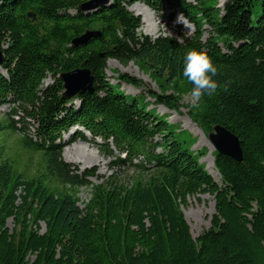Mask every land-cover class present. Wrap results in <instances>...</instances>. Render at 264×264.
<instances>
[{"label": "trees", "instance_id": "1", "mask_svg": "<svg viewBox=\"0 0 264 264\" xmlns=\"http://www.w3.org/2000/svg\"><path fill=\"white\" fill-rule=\"evenodd\" d=\"M88 1L0 3V106L18 105L32 120L33 135L21 129V145L39 155L29 178L0 144V264H264V0H228L222 9L213 0H109L83 12ZM136 2L178 9L196 32L182 42L141 35L128 8ZM87 31L101 36L74 47ZM193 48L207 51L219 85L198 102L195 118L208 133L216 125L231 131L243 153L237 161L214 151L221 183L200 162L207 150H192L196 138L187 131L181 142L147 95L172 109L176 100L126 94L122 82L142 88V81L121 75L113 84L106 75L110 59L134 61L163 86L182 82L190 90L183 68ZM77 69L91 72L94 91L67 99L60 75ZM48 77L54 82L44 86ZM75 126L101 139L110 156L114 145L125 155L114 164H131L139 178L129 184L113 174L94 184L92 174L75 173L61 144ZM18 131L14 119L0 122V140ZM84 187L91 199L81 208L76 192ZM202 194L215 197V214L194 238L181 208Z\"/></svg>", "mask_w": 264, "mask_h": 264}, {"label": "rangeland", "instance_id": "2", "mask_svg": "<svg viewBox=\"0 0 264 264\" xmlns=\"http://www.w3.org/2000/svg\"><path fill=\"white\" fill-rule=\"evenodd\" d=\"M189 3L197 4V0H186ZM209 1V0H208ZM211 1V0H210ZM217 8L222 9L228 0H213ZM129 10L140 19L139 34L149 36L156 39L160 36H170L182 42V36L189 37L196 32L197 27L190 22L192 28L186 30L181 24H174L180 10L170 7H165L163 11L157 12L149 7L145 2H136L128 6ZM185 17V16H184ZM186 18V17H185ZM207 29V27H206ZM208 34L204 36L207 38ZM110 62V63H109ZM106 75L111 83L116 84L119 76L128 75L142 81V88L134 87L131 84L122 82L121 89L129 95L138 96L141 93L147 95V91L155 95H168L174 103H177V108H170L163 104L154 103V99L147 95V100L151 105L149 108H155L156 111L167 118V121L173 124V129L176 137L184 142V135L182 131H187L192 137L196 138V143L192 150L200 151L206 149L207 153L203 155L200 162L204 164L206 170L216 173L218 183H221V177L215 168V157L212 141L209 138L211 132H207L200 121L195 118L196 112L200 110L197 103H192L189 95V90L184 83H177L169 86H163L162 83L150 72L146 67L134 61L128 63H121L117 60L110 59L107 64ZM54 79L48 77L44 81V86L53 84ZM175 97V98H173ZM74 105L78 107L79 102L75 100ZM16 109V113H13ZM200 113V112H199ZM198 115V114H197ZM6 119H14L16 126L20 129L17 133H10L3 136L0 144H4L7 150V158L9 162L24 173L27 177L32 178L36 174L37 162L39 155L31 153L21 145V138L24 132L23 128L29 129L27 133L33 135L34 125L29 119L24 110L18 105L6 103L0 106V122ZM78 128L72 129L68 134L64 135L63 142H67L63 147V160L71 166V169L79 175L92 174L89 180L94 184H100L109 176L117 174L119 179L124 183H132V181L139 178V173L136 167L127 163L125 166H116L114 164L115 156H121L117 149H115V156H110L103 151L102 145L95 143L91 137L84 134L85 139ZM73 139H70L72 138ZM70 139V140H69ZM69 140V141H68ZM113 147V146H111ZM67 155L72 157V161L67 159ZM139 163L138 160L135 161ZM212 175V174H211ZM77 198L81 208H85L91 199V191L88 188H81L77 190ZM185 217H189L188 221L191 232L194 238L199 237L205 230L211 226V220L215 214V197L209 194H202L196 197H191L188 201L187 207L181 208ZM11 229L14 228L12 220L8 221ZM43 230L45 226L43 225Z\"/></svg>", "mask_w": 264, "mask_h": 264}, {"label": "water", "instance_id": "3", "mask_svg": "<svg viewBox=\"0 0 264 264\" xmlns=\"http://www.w3.org/2000/svg\"><path fill=\"white\" fill-rule=\"evenodd\" d=\"M4 0H0V3ZM109 0H90L87 3L81 5L80 9L83 12L91 13L101 6L106 5ZM29 17L35 19L33 13H29ZM101 34L98 31H87L80 38H76L73 41L74 47H79L81 44H85L92 37H100ZM6 47L0 42V68L3 64L4 49ZM60 80L64 84L65 94L64 97L71 99L78 95L85 93H93L94 91V77L88 69H77L69 73H62ZM209 138L213 143L215 150L231 158L242 161L243 153L238 137L228 129L216 125L213 131L209 134Z\"/></svg>", "mask_w": 264, "mask_h": 264}, {"label": "clouds", "instance_id": "4", "mask_svg": "<svg viewBox=\"0 0 264 264\" xmlns=\"http://www.w3.org/2000/svg\"><path fill=\"white\" fill-rule=\"evenodd\" d=\"M174 24H181L186 30H190L192 25L184 17L183 13H178ZM218 69L212 59L204 49L195 48L186 52L184 57L183 76L191 83L189 90L192 103L199 102L205 95H213L219 87L214 77Z\"/></svg>", "mask_w": 264, "mask_h": 264}, {"label": "bare ground", "instance_id": "5", "mask_svg": "<svg viewBox=\"0 0 264 264\" xmlns=\"http://www.w3.org/2000/svg\"><path fill=\"white\" fill-rule=\"evenodd\" d=\"M3 62H4V59H3ZM109 63H110V62H109ZM65 91H66V90H65ZM64 94H65V93H64ZM66 157H67V159L70 160V161L73 160L72 157L70 158L69 155H67ZM73 161H74V160H73ZM211 174H212V176H213V177L215 178V180H216V179H217V175H216V173H214V172L212 173V172H211ZM186 218L189 220V217H188L187 214H186Z\"/></svg>", "mask_w": 264, "mask_h": 264}]
</instances>
